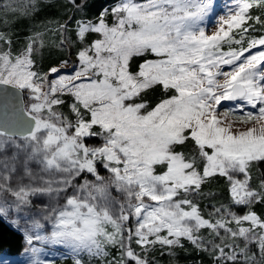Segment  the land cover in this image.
Segmentation results:
<instances>
[{
  "label": "snow or ice",
  "instance_id": "1",
  "mask_svg": "<svg viewBox=\"0 0 264 264\" xmlns=\"http://www.w3.org/2000/svg\"><path fill=\"white\" fill-rule=\"evenodd\" d=\"M39 6L0 0V224L29 264H55L47 246L70 264H158L186 243L264 264V0H113L75 19V59L47 71L44 33L14 48L8 20ZM73 19L45 28L60 49ZM217 178L227 202L202 208Z\"/></svg>",
  "mask_w": 264,
  "mask_h": 264
},
{
  "label": "trees",
  "instance_id": "2",
  "mask_svg": "<svg viewBox=\"0 0 264 264\" xmlns=\"http://www.w3.org/2000/svg\"><path fill=\"white\" fill-rule=\"evenodd\" d=\"M113 0H77V3L84 5L82 11H76L71 7H66V0H53V1H40L39 9L36 13L24 16L21 14L15 15L11 20L10 25L12 26L11 32L13 34L14 48H19V46L24 42V36L30 33L35 26L41 23L45 19L50 21H58L60 15L68 14L69 17H74L73 20L77 18H95L99 12L102 10V6L106 7ZM58 4V5H57ZM69 12V13H68ZM70 21V23L73 22ZM74 37V31L69 33ZM53 38L54 43L50 44L48 39ZM58 36H52L51 33L46 35L47 45L44 46L41 53L37 56V61L40 58H44L46 62L44 63L43 71H47L50 66L58 64L63 60L66 54L65 50L58 49L56 47ZM43 55L41 56V54ZM138 60L133 62L135 67L138 64ZM159 89L150 91L147 94V99L150 103H153L159 99ZM254 182H256L254 180ZM205 192H213L216 194L215 200L204 199L201 201V205L205 206L209 201L210 204L214 202H227V191L226 184L222 178H217L211 181L209 184L204 186ZM257 212H264V206L257 205ZM24 248V240L22 232H18L15 229H9L6 224H0V253H5L8 255H18L22 252ZM155 257L158 264H211L210 257L206 253L197 252L191 245L185 244L184 249H177L175 255H161L159 252L155 253ZM55 264H70L67 260H55Z\"/></svg>",
  "mask_w": 264,
  "mask_h": 264
},
{
  "label": "rangeland",
  "instance_id": "3",
  "mask_svg": "<svg viewBox=\"0 0 264 264\" xmlns=\"http://www.w3.org/2000/svg\"><path fill=\"white\" fill-rule=\"evenodd\" d=\"M40 1H53V0H40ZM22 0H16V3L19 4L21 3ZM229 0H216L217 3V7H216V12L217 13H221L224 10V6L226 3H228ZM58 5V4H57ZM69 13V12H68ZM18 15V14H17ZM15 16H9L8 20H9V28L11 30L12 26L10 25L11 20L14 18ZM69 19V15L67 14H61L58 21L60 22H64L65 20ZM77 19H81L77 18ZM86 19H90V18H86ZM91 19H95V18H91ZM110 19V18H109ZM50 20L49 19H45L43 20L41 23H39L37 26H35V28H33V30L26 34L23 38H24V42L19 46V48L23 47L26 37H28L29 35H31L33 32L36 31H40L44 33V43L45 45H47L48 41L50 44H53L55 40H53V38H50L48 40H46V35H48L49 33L45 31L46 26L48 25V22ZM70 27L72 28V31L75 30V20H73L72 23H70ZM69 35V43L65 44L63 50H65L66 54L64 55V59H68V60H74L75 59V52L77 51L78 47L80 46L79 42L76 40L75 38V32H74V37H72L70 34ZM95 38L94 36H90L89 40ZM46 40V41H45ZM59 39H57L56 44L58 43ZM15 47V45H13ZM57 47V46H56ZM58 48V47H57ZM60 49V48H58ZM43 55V53L41 54V56ZM47 60V59H46ZM46 60L44 58H40L39 57V61H38V67L43 70L42 68L44 67V63L46 62ZM56 65V64H55ZM43 66V67H42ZM262 168H264V166H262ZM258 173H254V177L257 176ZM257 182V181H256ZM211 202L209 201L206 205H208L209 209H210V204ZM202 208H204V205L202 206ZM243 211V210H241ZM64 252V250L62 248H59V246H47L45 247L44 253L41 255L42 259H49V260H64V256L62 255V253ZM29 254L25 252V242H24V248L22 250V252L18 255H8L5 253H0V264H29Z\"/></svg>",
  "mask_w": 264,
  "mask_h": 264
}]
</instances>
